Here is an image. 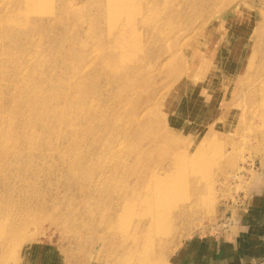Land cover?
Wrapping results in <instances>:
<instances>
[{
    "label": "rangeland",
    "instance_id": "obj_1",
    "mask_svg": "<svg viewBox=\"0 0 264 264\" xmlns=\"http://www.w3.org/2000/svg\"><path fill=\"white\" fill-rule=\"evenodd\" d=\"M262 193L264 0H0V264H176Z\"/></svg>",
    "mask_w": 264,
    "mask_h": 264
},
{
    "label": "crops",
    "instance_id": "obj_2",
    "mask_svg": "<svg viewBox=\"0 0 264 264\" xmlns=\"http://www.w3.org/2000/svg\"><path fill=\"white\" fill-rule=\"evenodd\" d=\"M239 219L226 235L187 242L176 264H264V193L259 200L251 198L247 214Z\"/></svg>",
    "mask_w": 264,
    "mask_h": 264
},
{
    "label": "built area",
    "instance_id": "obj_3",
    "mask_svg": "<svg viewBox=\"0 0 264 264\" xmlns=\"http://www.w3.org/2000/svg\"><path fill=\"white\" fill-rule=\"evenodd\" d=\"M226 221L229 223V222H231V219L228 218V219H226Z\"/></svg>",
    "mask_w": 264,
    "mask_h": 264
}]
</instances>
